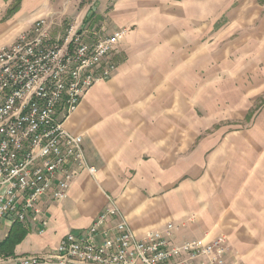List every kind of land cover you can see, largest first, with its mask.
<instances>
[{"label": "crops", "instance_id": "obj_1", "mask_svg": "<svg viewBox=\"0 0 264 264\" xmlns=\"http://www.w3.org/2000/svg\"><path fill=\"white\" fill-rule=\"evenodd\" d=\"M91 1L79 10L81 0H21L18 10L9 15L8 11L17 0H0V50L13 45L42 18L48 19L53 38L62 36L67 21L73 20L82 25L89 40L118 29L128 30L120 56L117 51L112 53V62L118 65L116 72L97 84L65 123L70 133L83 136L85 153L98 169L97 175L94 178L80 172L63 202H56L51 195L43 197L38 203L41 214L30 215L26 221L19 222L27 234L14 248L13 256L0 254V264H20L26 258L54 254L68 234L85 233L107 205V196L115 199L139 236L173 224L177 227L176 240L179 242L203 239L204 231L208 233L204 238L214 239L216 230L227 233L223 220H213L222 205L231 202L223 193V185L232 183V189L238 191L239 184H244L246 161L242 162L239 155L235 161L220 160L222 184L218 189L208 186V192H202L204 186L200 190L198 179L210 177L211 172L198 178V169L210 168L218 162L213 157L201 161L196 154L181 158L183 136L190 135L195 140L198 132L182 126V104L187 108L194 91L190 85L183 86L180 72L188 61L193 65V72L203 69L202 64L209 68L208 61L207 64L205 60L201 64L195 62L198 55H208L206 49L198 48V41L208 34V38H214L215 33L218 39L223 38L233 24L249 22L251 15L246 6L231 12L230 0ZM221 3L219 13L210 19L207 11ZM198 9L206 10L207 14ZM260 16L261 11L255 6L253 17ZM262 28L264 20L258 30ZM244 49L233 54L239 65L242 54L246 53ZM252 56H256V63H261L259 58L264 52H254ZM227 60L228 57L224 60L225 69H228ZM241 75L236 80L221 83L220 87L227 91L221 92L223 103L230 101V86L241 87L238 80ZM184 91L191 94L185 92L188 95H183ZM210 101L214 102V97H210ZM125 104L132 105L133 111L115 112L118 105ZM223 141L221 153L225 156L224 146H229V136ZM237 147L241 150L243 146L238 144ZM231 165L234 171H230ZM254 172L253 181L248 182L252 186L249 185L247 192H262L264 180H260L258 171ZM231 173L236 175L234 181H230ZM180 180L183 182L177 183ZM208 183L214 185L213 181ZM206 192L214 194L209 196ZM258 204L253 208L254 213L244 211L245 219L240 220L241 223L258 225L255 216L260 215L264 201ZM228 211L226 209V215ZM192 217L197 223H203L201 228L190 224ZM206 217H210L208 225L204 224ZM42 221H47V226L43 227ZM13 225L7 219L0 222V244L7 239ZM256 233L264 236V222ZM243 258L250 261L247 256Z\"/></svg>", "mask_w": 264, "mask_h": 264}, {"label": "built area", "instance_id": "obj_2", "mask_svg": "<svg viewBox=\"0 0 264 264\" xmlns=\"http://www.w3.org/2000/svg\"><path fill=\"white\" fill-rule=\"evenodd\" d=\"M127 33L120 29L89 40L74 22L53 38L42 18L0 50V222L40 215L38 203L47 195L65 201L80 172L95 178L98 169L87 158L83 136L70 133L65 123L116 72L112 53ZM176 229L168 224L139 236L107 196L85 233H70L54 254L20 264H246L230 255L225 236L179 242Z\"/></svg>", "mask_w": 264, "mask_h": 264}, {"label": "rangeland", "instance_id": "obj_3", "mask_svg": "<svg viewBox=\"0 0 264 264\" xmlns=\"http://www.w3.org/2000/svg\"><path fill=\"white\" fill-rule=\"evenodd\" d=\"M91 2V0H81L79 10ZM230 2L232 6L231 12L239 6H246L251 15H249V22L245 21L233 24V27H230L229 33L223 38L218 39L216 36L219 35L215 33V35L213 34L214 38H208L210 35L208 34L205 39L198 41V48L206 49L208 55H198L195 58V62L197 60L201 64L205 60L207 64L208 61L209 68L208 65L206 68L202 64L201 67L203 69L199 70L197 68L193 72V65L189 61L182 65L180 74L183 79V86L190 85L189 87L194 91L191 97L192 102L189 103L187 108L186 105L182 104L184 118L182 126L183 128L196 129L198 133L195 140L190 135L183 136L181 158L186 159L190 154H196L201 161H206L213 157L218 162V164L210 168L202 167L198 169V178L203 177L209 170L211 172L210 177L198 179L201 191V187L204 186V191L202 192L207 191L208 186L217 189L221 186L222 180L219 176L222 168L220 160L226 158L235 161L239 155V159L242 162L246 161L244 184H239L238 191L232 189V183L229 185L225 183L223 185V193L229 196L231 202L225 206L223 204L217 217H213V220L224 221L227 233L216 230L213 236H216V238L225 236L227 238L232 257L246 261L247 259L243 257L247 256L250 259L247 262L251 264H264V236L256 233L258 227L264 222V208L259 211L260 215L255 216L258 218L257 226L250 225L249 223L244 224L240 221L245 219V210L247 213L249 211L254 213L253 208L260 205L258 202L264 201V191L257 190V193L247 192L250 185L248 182L253 181L255 177L254 171H258L261 181L264 180V56L259 58L262 59L261 63H256V56H252L254 52L257 53L261 50L264 52V28L261 31L258 30L261 22L264 20V0H241L240 2L230 0ZM223 3L225 4L226 2ZM223 3L214 7L212 11L209 9L207 16H210V19H214L215 15L221 10ZM255 6L261 11V16L259 17L263 19L261 22L259 18L255 17L254 19L253 17ZM198 10L203 11L205 15L207 14L204 9ZM205 15H203V18H207ZM74 22L76 20L67 21L65 27L68 28ZM127 36L128 33L122 43L125 42ZM238 49H244L246 52L241 56L240 65L238 64V60L237 62L235 61L233 55ZM121 52L120 46L117 54L120 56ZM226 57H228L226 62L228 63V69H225L224 65ZM221 67H223V70ZM238 69L239 73H235ZM240 73L242 75L238 80L242 83L241 87H236L232 82H229L235 88L232 86L228 88L230 90V101L227 104L226 102L223 103L221 92L224 88L220 87L221 83H228L227 80H236ZM185 92L191 94L189 91H184L183 95H188ZM210 97H214L215 101L211 102ZM117 108L115 111L117 113L133 111L130 104H125L124 106L118 105ZM228 136L230 142L229 146H224L226 150L225 157L221 153V147L223 142H225L223 140H226ZM191 140L192 143L190 142ZM188 144H191V146ZM238 144L243 146L241 150L237 147ZM234 170L235 168L231 165L230 171ZM235 176V174L231 173L230 181H234L236 179ZM209 181H213L214 185L208 183ZM181 182L183 181L180 180L177 183ZM262 186L264 187V183H262ZM213 191H216V189ZM240 193L241 195H239ZM207 194L212 196L214 193L209 192ZM199 200L204 199L200 198ZM226 209L229 210L228 215L225 214ZM209 220L210 217H206L204 224L208 225ZM189 222L194 228H201L203 225V223H197L193 217L189 219ZM206 234H208L207 231H204L201 237L204 238ZM229 236L233 238L230 239L231 237L229 238Z\"/></svg>", "mask_w": 264, "mask_h": 264}, {"label": "trees", "instance_id": "obj_4", "mask_svg": "<svg viewBox=\"0 0 264 264\" xmlns=\"http://www.w3.org/2000/svg\"><path fill=\"white\" fill-rule=\"evenodd\" d=\"M19 1L17 0L15 6H13L9 11V15H13L19 8ZM27 234V230L22 226L21 223L16 222L13 225V228L7 237V239L0 244V254L9 257L13 256V250L14 248L22 242V240L25 238Z\"/></svg>", "mask_w": 264, "mask_h": 264}]
</instances>
